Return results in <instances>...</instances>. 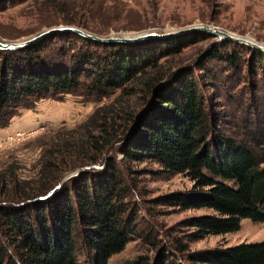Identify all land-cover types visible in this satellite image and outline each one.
I'll use <instances>...</instances> for the list:
<instances>
[{
  "label": "trees",
  "instance_id": "obj_1",
  "mask_svg": "<svg viewBox=\"0 0 264 264\" xmlns=\"http://www.w3.org/2000/svg\"><path fill=\"white\" fill-rule=\"evenodd\" d=\"M63 15L68 24L80 25L77 12ZM188 35L97 43L61 32L20 49H0V127L44 97L110 98L71 132L75 158L69 164L96 161L121 141L126 161H152L167 175L185 174L192 187L166 195V204L214 210L185 221L189 241L233 232L242 218L264 224V107L259 109L264 100L251 94L244 102L226 91L230 112L224 113L211 97L223 81L220 70L245 72L247 83L264 91V53L223 40L207 54L227 68L202 67L196 76L190 67L172 64L198 41ZM221 46L230 48L220 52ZM226 115L234 120L231 131L224 126L228 118L222 121ZM65 164L53 163L51 175L43 167L37 179L21 182L0 174V195L6 198L0 204V264H78V243L93 250V264H108L128 242L127 188L116 159L108 157L100 170H83L54 188ZM187 257L192 264H264V240L196 250Z\"/></svg>",
  "mask_w": 264,
  "mask_h": 264
},
{
  "label": "rangeland",
  "instance_id": "obj_2",
  "mask_svg": "<svg viewBox=\"0 0 264 264\" xmlns=\"http://www.w3.org/2000/svg\"><path fill=\"white\" fill-rule=\"evenodd\" d=\"M49 4H54L57 9H52ZM53 12H77L80 25L68 24L63 19L64 13ZM59 25L77 26L99 36L151 30L162 32L208 25L264 43V0H0L1 41L23 40L48 27ZM198 31L201 30L188 32L189 38H197L198 41L186 47L172 64L190 67L196 76L203 74L202 67L215 65V68H227L207 54L210 48L224 39L207 32L199 34ZM225 48L219 47L220 52ZM220 72L223 81L211 93L216 110L230 112L225 105L228 101L226 91L234 99L243 96L244 102L249 100L251 94L258 98L259 103L264 100V91L258 90L252 82L247 83L245 72L242 76L233 71L228 74L222 70ZM229 83L232 88H228ZM110 101V98H103L95 102L68 93L60 97L41 98L33 107L21 109L10 124L3 127L0 174L12 175L18 182L32 180L38 178L43 167L51 175L54 173L51 165H60L61 161H65L66 164L61 165L63 171L54 182L58 184L70 172H76L73 175L76 176L86 169L100 170L108 157L115 158L127 188L123 200L131 234L124 248L108 259V264H154L163 257L167 258L168 264H192L187 257L189 252L264 240V224L242 218L239 229L233 232L189 241L191 229L185 221L190 217L214 213V210L170 207L164 200L165 196L189 190L193 182L183 173H163L159 165L152 161H126L119 151L121 141L103 150L96 161L69 164L75 158L74 147L70 145L73 143L71 132L77 131L96 107ZM259 106V109L263 108L264 103ZM236 116L240 119L238 114ZM226 118L227 115L223 116L222 121ZM233 123L230 116L224 126L231 131ZM15 125L18 129H12ZM16 132L22 135L15 136ZM76 154L82 155L80 151ZM5 200L0 195V204ZM76 255L78 264H93V250L84 244L78 243Z\"/></svg>",
  "mask_w": 264,
  "mask_h": 264
},
{
  "label": "water",
  "instance_id": "obj_3",
  "mask_svg": "<svg viewBox=\"0 0 264 264\" xmlns=\"http://www.w3.org/2000/svg\"><path fill=\"white\" fill-rule=\"evenodd\" d=\"M196 30L205 31L211 35L219 36L221 39L237 42L258 49L260 51H264V43H258L248 37L235 35L233 33L226 32L208 25L188 26V27H183L170 31H162V32L151 30V31L132 32L126 34L109 35V36H99L96 34H92L73 25H59V26L48 27L42 30L41 32L31 37L25 38L23 40L5 41V42L0 40V49L1 50L20 49L32 45L48 36L61 32H73L75 34H78L86 39L92 40L97 43H136L153 38H166L169 36L181 35L188 33L189 31H196ZM75 174L76 172L75 173L70 172L68 176L61 178L59 183L54 188L61 185L65 180L69 179ZM53 189L48 193V195L53 191Z\"/></svg>",
  "mask_w": 264,
  "mask_h": 264
},
{
  "label": "crops",
  "instance_id": "obj_4",
  "mask_svg": "<svg viewBox=\"0 0 264 264\" xmlns=\"http://www.w3.org/2000/svg\"><path fill=\"white\" fill-rule=\"evenodd\" d=\"M17 127H18V126L15 125V128H12V129H18ZM3 134H4V128L0 127V139L3 138V136H4Z\"/></svg>",
  "mask_w": 264,
  "mask_h": 264
},
{
  "label": "built area",
  "instance_id": "obj_5",
  "mask_svg": "<svg viewBox=\"0 0 264 264\" xmlns=\"http://www.w3.org/2000/svg\"><path fill=\"white\" fill-rule=\"evenodd\" d=\"M15 136H18V135H22V133H20V132H16L15 134H14ZM9 139H12V137H8Z\"/></svg>",
  "mask_w": 264,
  "mask_h": 264
}]
</instances>
